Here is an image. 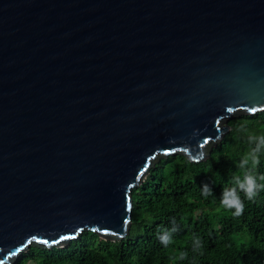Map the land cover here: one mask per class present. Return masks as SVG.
<instances>
[{"label": "water", "instance_id": "1", "mask_svg": "<svg viewBox=\"0 0 264 264\" xmlns=\"http://www.w3.org/2000/svg\"><path fill=\"white\" fill-rule=\"evenodd\" d=\"M260 112L264 0H0V264L121 241L150 168Z\"/></svg>", "mask_w": 264, "mask_h": 264}, {"label": "trees", "instance_id": "2", "mask_svg": "<svg viewBox=\"0 0 264 264\" xmlns=\"http://www.w3.org/2000/svg\"><path fill=\"white\" fill-rule=\"evenodd\" d=\"M228 126L205 161L175 155L150 168L131 191V225L121 241L85 231L64 247L30 246L13 264H264V189L252 200L238 190L240 216L221 204L223 190L243 176L242 159L259 142L250 137L264 134V112L231 119ZM259 156L258 167L247 166L257 177L264 175V149Z\"/></svg>", "mask_w": 264, "mask_h": 264}, {"label": "clouds", "instance_id": "3", "mask_svg": "<svg viewBox=\"0 0 264 264\" xmlns=\"http://www.w3.org/2000/svg\"><path fill=\"white\" fill-rule=\"evenodd\" d=\"M231 111V109H229ZM250 140H258V144L256 148L248 155L242 159L240 164V168L243 170V176L236 175L233 178L234 186L230 189L225 188L222 192L221 196V204L226 209H234V215L240 216L243 214L244 211V203L240 198L238 193L242 191L245 194V197L248 200H252L257 195L259 190L264 189V184H258L257 180L264 181V175L257 177V174L252 171L247 170V166L251 162L253 167H258L260 163V156L259 153L262 149H264V134L259 136L252 135ZM210 194V193H209ZM163 243L167 244L169 242V238L167 236L161 237ZM185 254H181L180 259H185Z\"/></svg>", "mask_w": 264, "mask_h": 264}, {"label": "snow or ice", "instance_id": "4", "mask_svg": "<svg viewBox=\"0 0 264 264\" xmlns=\"http://www.w3.org/2000/svg\"><path fill=\"white\" fill-rule=\"evenodd\" d=\"M63 239H67V238L65 237V238H63Z\"/></svg>", "mask_w": 264, "mask_h": 264}]
</instances>
